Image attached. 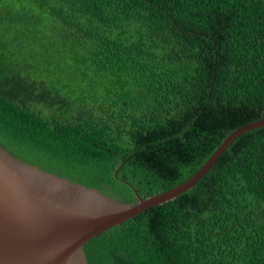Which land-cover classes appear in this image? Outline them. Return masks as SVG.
<instances>
[{
  "label": "trees",
  "instance_id": "obj_1",
  "mask_svg": "<svg viewBox=\"0 0 264 264\" xmlns=\"http://www.w3.org/2000/svg\"><path fill=\"white\" fill-rule=\"evenodd\" d=\"M259 120L264 0H0V146L24 163L136 204L186 183ZM85 253L264 264V126Z\"/></svg>",
  "mask_w": 264,
  "mask_h": 264
},
{
  "label": "water",
  "instance_id": "obj_2",
  "mask_svg": "<svg viewBox=\"0 0 264 264\" xmlns=\"http://www.w3.org/2000/svg\"><path fill=\"white\" fill-rule=\"evenodd\" d=\"M232 133L186 183L136 204L24 163L0 146V264H89L85 246L108 230L192 190L241 135ZM117 175V173H116Z\"/></svg>",
  "mask_w": 264,
  "mask_h": 264
},
{
  "label": "clouds",
  "instance_id": "obj_3",
  "mask_svg": "<svg viewBox=\"0 0 264 264\" xmlns=\"http://www.w3.org/2000/svg\"><path fill=\"white\" fill-rule=\"evenodd\" d=\"M253 28H254V27L251 25V32H252Z\"/></svg>",
  "mask_w": 264,
  "mask_h": 264
}]
</instances>
